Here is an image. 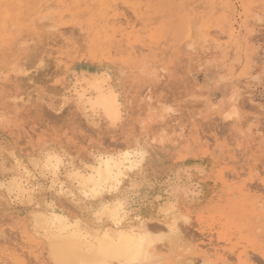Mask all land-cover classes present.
<instances>
[{
  "label": "rangeland",
  "instance_id": "rangeland-1",
  "mask_svg": "<svg viewBox=\"0 0 264 264\" xmlns=\"http://www.w3.org/2000/svg\"><path fill=\"white\" fill-rule=\"evenodd\" d=\"M163 68L165 78L151 77ZM102 71L122 102L114 128L88 119L70 94L77 76ZM0 83V169L12 167V152L31 169L50 151L76 167L136 143L147 152L141 170L104 200H84L68 182L73 194H58L38 171L30 204L9 205L0 193V264H54L30 231L34 214L56 211L97 226L95 210L129 190L125 225L167 230L172 222L180 232L175 248L161 247L165 264H201L204 256L264 264V0H0ZM149 87L159 107L148 113ZM225 99L234 101L236 118L218 112ZM168 202L181 217L165 223Z\"/></svg>",
  "mask_w": 264,
  "mask_h": 264
},
{
  "label": "bare ground",
  "instance_id": "bare-ground-1",
  "mask_svg": "<svg viewBox=\"0 0 264 264\" xmlns=\"http://www.w3.org/2000/svg\"><path fill=\"white\" fill-rule=\"evenodd\" d=\"M128 8L130 9V7H128ZM194 8L196 9V7H194ZM126 10L124 12L128 13L127 12L128 10L127 11ZM134 14L137 15L136 14V10L134 11ZM130 15H131V13H130ZM47 16L45 18H47ZM128 18H130V16ZM131 19H133V18H131ZM198 19H199V17H198ZM45 20L46 21L47 20H49V21L52 20L51 21L52 23L50 24L49 27H54L53 19L50 20V17H48ZM35 21H38V19L35 20ZM46 21L43 20L41 22H46ZM123 22L121 24H123ZM193 22H195V20ZM48 23H50V22H48ZM124 23H126L129 26V28H133L132 26H130V22L128 21V19H126ZM196 24H197V21H196ZM137 25H140V24L138 23ZM123 40L125 41V38ZM188 44H190V43H188ZM188 44H187V46H188ZM194 44H195V42H194ZM136 53L138 54V51H136ZM117 62H114V63L117 64ZM118 63H120V62H118ZM145 63H148V62H145ZM146 66H147V64H146ZM155 66L153 65L152 68H154ZM162 66H164V65H162ZM140 68H142V67H140ZM144 68H145V65H143L142 69L144 70ZM147 68L148 67H146V69ZM148 69H150V68H148ZM157 71H160V70L158 69ZM18 72H20V71L18 70ZM108 72L107 71H102V72H97V73H89V74L82 73V74H80L74 80H72L73 82H72V89L70 90V94H71V97L73 99V102L75 104H77L78 109L80 108V110L86 115V117L88 119L91 118L93 121L96 120V119L104 120L109 127L114 128V127L118 126V124L122 120L123 107H122V102H121V99H120V95H119L118 91L115 89L114 85L112 84V82H111L112 79H111V76H110V74ZM150 73H151V71H150ZM166 73H167V71L163 68L162 72L153 73L152 75H154V76H151V77L152 78L155 77L156 79L163 78V77L165 78ZM26 74H27V72H26ZM27 76H29V75L27 74ZM3 77H4V75H3ZM118 77H120V75ZM166 78H168V77H166ZM67 88H68V86H67ZM149 88L146 90V92L144 94H142V96H143L142 100H143V102L145 104V109H146V111H148V113L157 110L158 107H159L158 106V102L155 101V99H154L155 97L153 95L154 93H152V91H151L152 90L151 87H149ZM53 89H55V88H53ZM56 89L53 90V91H57ZM48 90H50V87H49ZM60 90H62V89L58 88V92H60ZM118 90H120V89H118ZM58 92H56V93H58ZM62 92H63V90H62ZM109 96H114L115 99H116V103L119 106V108H118L119 115L116 118H111L110 115L104 109L105 98L109 97ZM134 100H135V98H134ZM219 105H220V107H219L218 112L220 113V112H224L225 111V113L227 114V118H236L238 116V109H237L234 101L225 99V100L222 101V105L221 104H219ZM128 108L129 107L127 106V109ZM132 109H133V107H132ZM133 113H134V111H133ZM169 114H171L173 117H176L171 122L172 123L176 122L178 117L175 116V115L179 114L177 109L176 110L175 109L172 110ZM53 116H55V115H53ZM60 116H61V114H60ZM178 116H180V115H178ZM55 117H57V115ZM58 117H59V115H58ZM150 118H152V117H150ZM166 126L162 125L161 128L159 129V131L166 132V130L168 129V128L166 129ZM165 134H167V133H165ZM40 145L42 146V144H40ZM122 147L124 148V146H122ZM138 152H142V153L145 154L142 157V163L140 164L139 167L136 166V161H137V155L136 154ZM124 153H129V156L125 157L123 155ZM49 155H58L63 160V163L61 165L59 174L55 178V182L53 181V178H52V176L50 174H47V175L44 174L45 170L43 168V165H44V162L47 161V158H48ZM12 157H13L12 159L14 160L12 167L9 168V169H7L6 167L4 169H0V193L3 194V196L7 200V204H9V205H12L13 203L14 204H24V203H27V204L29 203L30 204V202L33 201V194L35 193V190L37 189V188H35V184L33 182L35 177H36L35 171H38L43 177H45L46 179L50 180V188L49 189H52L53 191L57 192L58 194H63L64 196H68V195H72L73 191L67 190L68 189V187L66 186L67 182L70 185H72L79 192V194L81 195V190H80V187H79V184L81 183V181H80V179L78 177H74L73 176V172L79 173L81 177H84V176H88V177L95 176L96 179H100V173L102 171L104 178L107 179L108 172H109V170H111L114 175H117V176L120 177V184H119V187H118V189L116 191L106 192V193L103 194L102 197H98L96 199H88V198L83 197L81 195V197L84 200H88V201L104 200L105 196H108V195L111 196V195H115L116 193H118L120 191V189L122 188V186L124 185V182L129 178V176L133 172L141 170V168L143 166V163L146 160L147 152L144 150L142 145H140L139 143H136L134 147L133 146H129V147H127V148H125L123 150H120V151H118L116 153H103V154L102 153H97V154L94 155L92 160H90L88 162H85L81 167H76V166H74L72 164L67 165L65 160L63 159V157L60 154H58L57 152H54V151H50V152L45 153L41 157V159L39 161H34V160L31 161L33 163V169H31V167H29V165H26L25 161H23L25 158H23V160H22V159H20L21 156L18 158L13 152H12ZM26 160H27V158H26ZM17 162H19V163H17ZM34 162L39 163L40 167L37 168L36 167V163H34ZM25 169H27V171H25ZM63 170H66V172L62 174L61 172ZM28 173H31L32 175L29 176ZM261 174L262 173H260V175ZM230 176H229V178H231ZM233 177H235V176H233ZM235 183H237V181ZM125 185H126V183H125ZM61 186H63V187H61ZM259 186H260V184H259ZM248 188L251 189L256 194H258V193L260 194L261 191H263V190L259 189L260 187H257V188L255 187L254 188V186H248ZM37 192L38 191H36V193ZM76 196H78V195H76ZM74 197H75V195H74ZM111 200H112L111 202L103 203V204L112 205L113 207H115L116 206V201L117 200H123V199H120L117 196H114L113 199H111ZM79 203H77V204H79ZM81 203H82V201H81ZM40 205H41V203H40ZM59 208H61V206H59ZM162 209H164V211H162ZM162 209H161V212H162V215H163V219L162 220L165 221V223L167 221H169V220H171V221L174 220V222H175V217L181 215V213H180L181 211L178 212L179 210L178 211L176 210V205L174 203H172V202L166 203L162 207ZM74 211H76V210H74ZM123 211L126 212L127 215L123 216V218L121 219V223L119 225L113 223L111 218L108 217V216H105L103 218H99L98 219L96 217V215H95L98 224H97V226H90V225H86V224L82 223L81 221L77 220L76 218H74L72 216L69 217V216H66L65 214L58 213L56 211H50V212H46V213L34 214L32 221L28 220V222H32L33 230H30V231H33L34 234L36 236H38L39 238L41 237L42 239H44L45 243L47 244L46 249L48 251L47 252L48 253V257L50 258V260L54 264H100V262H102V261H107V264H121V256L113 254L118 249H121L125 244H127V241H122L121 240V233H124L125 235H131V234L134 233L136 238H137V240H139V238L141 236H144V235H146L148 237V241H147V243L145 244V246H144V248L142 250V254L138 257L143 262V264H165L167 260L169 261V258L167 259L166 255L164 256V254L161 253V251H162L161 247H162L163 244H167L168 246H171L172 248H175L176 240L178 241V239H179V241H181L180 237H179L180 232H177L178 229H175V224H173L172 222L169 223V229H167V230L164 229V228H161V227H164V226H160L161 224L160 225L156 224V226H152V227L147 225L148 226L147 227L145 225V222H143V221H139V223H137V224L135 223L134 225H125L126 221H127V218H128V212L126 210V207L123 209ZM78 212H81V211L79 210ZM78 212L75 213V214L73 212V214L76 215V214H78ZM78 217L80 218V213H79ZM179 217H181V216H179ZM182 218L184 219V218H186V216L184 215ZM177 221H179V219L176 220V223H178V225H179V222H177ZM131 223H129V224H131ZM26 224H27V221H26ZM26 224H25V226H26ZM28 227L30 228V226H28ZM165 228H168V226L165 227ZM179 231H180V229H179ZM105 234H107V237H106ZM212 236H214V235H212ZM222 238H223L225 243H227V241H229L225 237H222ZM34 241H35V239H34ZM207 245L211 246L213 251H217V249L215 248L216 246H214L216 244H214L213 241L210 242ZM218 246H220V245L217 243V247ZM225 249H227V248H225ZM230 249H232V248H230ZM172 250H174V252H175V249H172ZM209 250L212 251L211 248ZM209 250H208V252H209ZM220 250H221V248L219 249V251ZM190 251H192V250L190 249ZM231 252L235 253V251H231ZM215 253H217V252H215ZM236 255H237V253H236ZM243 255L241 254V255L238 256V260L239 261L242 259ZM23 257L24 256L22 255L21 259ZM227 257H229V256H226V258ZM178 258H177V260H178ZM19 259H17V260H19ZM24 259H25V257H24ZM24 259H22V260H24ZM26 259H27L26 260V262H27L28 261V257ZM220 259H221V257H220ZM29 260H30V258H29ZM235 260L236 259L234 258L233 262L236 263ZM31 261H33V260H30V263H31ZM215 261H217V259ZM241 261H243V260H241ZM179 263H180V261H179ZM183 263H184V260H183ZM239 263L240 262H238V264ZM187 264H192V262H188ZM201 264H215V262L209 260L206 256H204Z\"/></svg>",
  "mask_w": 264,
  "mask_h": 264
},
{
  "label": "snow or ice",
  "instance_id": "snow-or-ice-1",
  "mask_svg": "<svg viewBox=\"0 0 264 264\" xmlns=\"http://www.w3.org/2000/svg\"><path fill=\"white\" fill-rule=\"evenodd\" d=\"M118 104L116 103V99L114 96H109L105 98L104 109L110 115L111 118H116L119 115ZM125 157L129 156V153L123 154ZM136 166L139 167L142 163V157L145 155L142 152H138L137 154ZM19 163V162H17ZM36 163V162H34ZM63 160L58 155H49L47 161L44 162L43 168L45 170L44 174H50L55 182L56 176L59 174L61 165ZM36 167L39 168L40 164L36 163ZM27 171V169H25ZM31 176V173H28ZM74 177H78L81 181L79 184L81 195L88 199H96L98 197H102L106 192L116 191L120 184V177L114 175L111 170L108 172L107 179L104 178L103 172L100 173V179H96L95 176L81 177L79 173L73 172ZM63 187V186H61ZM134 192L129 190L124 193L125 200H117L116 206L105 205L102 204L100 208L95 210L96 217L103 218L108 216L111 218L112 222L119 225L121 223V219L123 216H126L127 213L123 211L126 207V201L130 200ZM164 211V209H162ZM107 237V234H105ZM121 240L127 241L121 249H118L115 255L121 256V264H143V262L138 258L142 254V250L145 244L148 241V237L146 235L141 236L139 240H137L135 234L125 235L121 233ZM100 264H107V261H102Z\"/></svg>",
  "mask_w": 264,
  "mask_h": 264
}]
</instances>
